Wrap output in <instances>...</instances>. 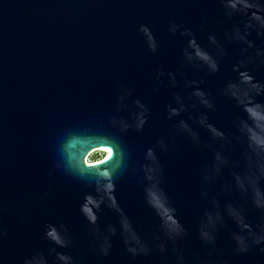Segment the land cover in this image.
<instances>
[{
  "label": "water",
  "instance_id": "1",
  "mask_svg": "<svg viewBox=\"0 0 264 264\" xmlns=\"http://www.w3.org/2000/svg\"><path fill=\"white\" fill-rule=\"evenodd\" d=\"M233 4L0 0V264H264V0ZM98 143L112 188L72 169Z\"/></svg>",
  "mask_w": 264,
  "mask_h": 264
},
{
  "label": "clouds",
  "instance_id": "2",
  "mask_svg": "<svg viewBox=\"0 0 264 264\" xmlns=\"http://www.w3.org/2000/svg\"><path fill=\"white\" fill-rule=\"evenodd\" d=\"M228 3L229 4H233V0H228ZM227 7H228V5H227ZM233 7H235L234 4H233ZM251 16L252 17H257V18L261 17V15L259 14L258 11L257 12H252ZM175 28H176V26L173 25L171 30L175 31ZM140 30L142 32H144L145 34H147L152 39V44L150 46L152 47L153 50H155L156 45H155L153 37L151 36L150 29L147 26H145V25H141ZM193 54H194L195 57L199 55L198 51H194ZM248 79H251V77H249ZM251 86L253 88H256L257 84L253 83ZM137 103H139V101H137ZM141 107H143V105H141ZM248 110L251 111V109H248ZM139 116H143V113H140ZM144 119H140L139 124H136L137 128H140L141 125H143ZM113 123H115L114 120H113ZM122 127L123 128H127L128 125L124 124L122 122ZM247 133H248V139L250 141V146L253 147V145L251 144V141L256 140V135L257 134L254 131L252 126H247ZM256 143L258 145L264 146V139L256 140ZM253 149L255 150V148H253ZM149 151H151V149H149ZM113 155H114V148H113V146L110 143H98V144L94 145L93 147H90L88 149V151L83 154L82 164H81L80 160L77 159L75 161V163L72 165V169H74L76 171H77V169H79L78 172L81 175H84V170L86 168H88V169H97V172L99 173V175H101V176H103L105 178H109L108 187L112 188L113 185H112L111 179H110V175L111 174H110L109 168L108 167H104L103 169H99L98 166L99 165H104L107 162H109L113 158ZM59 166L60 165L57 164V167H59ZM94 220H95V217L93 216L92 217V221L94 222ZM50 235H51V233H49L47 231L46 232V236L49 237ZM204 235L208 236V233H204ZM208 238L211 239L210 236H208ZM262 240H264V236H256L255 237V242L256 243H260V241H262ZM57 243H60L58 238H57ZM240 246H241V250H246V245L244 244V240H241ZM104 251L107 252V249L105 248ZM133 251H134V249H133ZM57 256H58L60 261L64 262V264H68V262L66 261L65 254H62V253L58 252ZM69 259H71V257H69ZM26 264H32V261H26ZM39 264H44V261L43 260L39 261Z\"/></svg>",
  "mask_w": 264,
  "mask_h": 264
}]
</instances>
